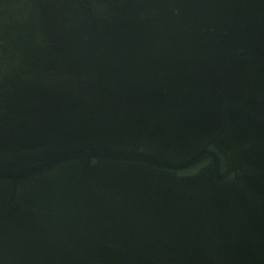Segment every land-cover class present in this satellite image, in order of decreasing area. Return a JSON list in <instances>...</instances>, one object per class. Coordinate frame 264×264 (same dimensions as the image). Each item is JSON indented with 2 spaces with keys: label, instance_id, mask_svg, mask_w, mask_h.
<instances>
[{
  "label": "water",
  "instance_id": "1",
  "mask_svg": "<svg viewBox=\"0 0 264 264\" xmlns=\"http://www.w3.org/2000/svg\"><path fill=\"white\" fill-rule=\"evenodd\" d=\"M0 264H264V0H0Z\"/></svg>",
  "mask_w": 264,
  "mask_h": 264
}]
</instances>
